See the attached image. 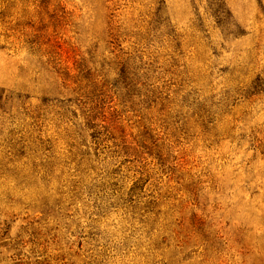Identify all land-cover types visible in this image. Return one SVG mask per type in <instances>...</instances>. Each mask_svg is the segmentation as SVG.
I'll list each match as a JSON object with an SVG mask.
<instances>
[{
    "label": "rangeland",
    "instance_id": "rangeland-1",
    "mask_svg": "<svg viewBox=\"0 0 264 264\" xmlns=\"http://www.w3.org/2000/svg\"><path fill=\"white\" fill-rule=\"evenodd\" d=\"M220 2L235 26L227 36ZM210 4L0 0V163L11 145L34 150L38 139L63 160L71 113L88 106L93 84L106 86L131 147H98L71 218L25 208L46 193L40 184L16 189L12 206L1 201L0 264H264V0ZM158 10L176 35H191L197 19L206 33L179 56L158 33L159 41L146 37ZM124 63L149 70L156 100L137 87L122 102L114 88ZM184 70L192 84L175 95ZM188 93L193 110L175 125L174 106ZM30 164L21 160L0 181L1 200ZM59 173L48 185L53 198Z\"/></svg>",
    "mask_w": 264,
    "mask_h": 264
},
{
    "label": "trees",
    "instance_id": "trees-1",
    "mask_svg": "<svg viewBox=\"0 0 264 264\" xmlns=\"http://www.w3.org/2000/svg\"><path fill=\"white\" fill-rule=\"evenodd\" d=\"M212 2L213 0H211L209 7L211 11H213ZM161 12L162 11L158 10L157 14L154 16L155 19L150 23L154 26L152 29L148 27L146 37L158 40L159 37L155 35L158 33L160 38L173 44L174 52L179 53V56H181L182 47L192 43L190 39L197 38L196 34L204 35L206 33L202 27V20L197 19V26L193 27L191 35H176L173 33V29H169L168 21L166 18L164 19L162 16L163 14H160ZM216 18L218 27L225 33V36L230 35L231 28H235V26L231 22L229 13L224 9L221 2L216 11ZM204 38L207 37L204 36ZM181 75L184 76V79L181 80L182 84L179 85L180 88L178 87L175 95H178L182 90L186 91V89L183 88H188L190 86L189 84H192V82L187 80V73L185 70L181 72ZM119 77V81H121V84H119L120 87L114 89L121 95L122 102H124L125 97H129L130 93L137 90V87L144 88V90L147 88L146 94H151L152 98L154 97L155 89H153V85L149 84L148 69L146 70V68L144 69L141 66L133 68L132 63H124ZM231 81L236 85L239 84L238 78H232ZM104 87L106 86H100L99 90L97 84H93L86 88L88 92H86L85 97H87L86 99L89 101L88 106L86 104V106L83 107L80 115H76V112L71 113V120H73V122L72 126L67 131L68 151L63 160H59L54 156L50 147V142H43L40 139L37 140V145L34 150H31L27 144H25V141H19L7 148L5 159L0 163V181L2 185L6 182L5 177L8 175L7 173L15 172V170L19 168L16 167V165L19 164L21 160L30 158L31 166L29 170L26 169L28 173L20 170L22 173L21 176L20 174H15L17 178L14 179L15 184L13 188L10 190L8 189L9 192L4 195V200L0 198V202L3 201L4 205L12 206L15 203V197L12 194L15 193L16 189L22 192L25 187L29 185L40 184L44 186L46 193H37L30 204L25 205V208L32 205L34 207L33 209H38L47 220L50 217L51 219L71 218L69 216H64L65 214L67 215L70 211L69 209L80 200L86 181L92 179L97 171L96 165L99 163L98 147L108 140H119L121 146L125 147L124 150L127 153L131 150V147L126 145L123 131H118L119 128H117L114 113L111 112L106 104V98L108 97L105 94L106 92L102 90ZM189 94L190 93L185 97H181V101H177V104L174 106V116H172L171 119L177 121L174 122L175 125L178 123L185 124L186 118L188 117L187 113H183V111L186 110L189 112L193 110L194 104L188 101ZM147 95L145 96L147 97ZM148 98H150L149 95ZM153 100L156 99L153 98ZM152 102L154 103L155 101ZM162 108L164 109L165 105H162ZM160 111L162 112L163 110L161 109ZM210 123L212 122H208V124ZM28 166L29 163H24L20 169H25ZM58 168H60V173L59 177H56L55 180H57L59 187L55 191L53 198L48 191V185L51 183L50 181L54 179L55 170ZM91 181H93V179Z\"/></svg>",
    "mask_w": 264,
    "mask_h": 264
}]
</instances>
